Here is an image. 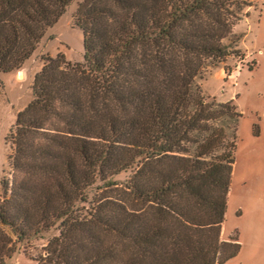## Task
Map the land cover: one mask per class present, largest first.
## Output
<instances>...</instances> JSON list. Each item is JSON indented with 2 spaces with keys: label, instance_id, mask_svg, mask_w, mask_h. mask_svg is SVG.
<instances>
[{
  "label": "trees",
  "instance_id": "trees-1",
  "mask_svg": "<svg viewBox=\"0 0 264 264\" xmlns=\"http://www.w3.org/2000/svg\"><path fill=\"white\" fill-rule=\"evenodd\" d=\"M73 2L84 61L43 57L17 116L0 264L21 250L38 264H225L241 249L223 226L242 114L197 80L246 58L234 30L254 0H0V75Z\"/></svg>",
  "mask_w": 264,
  "mask_h": 264
},
{
  "label": "rangeland",
  "instance_id": "rangeland-1",
  "mask_svg": "<svg viewBox=\"0 0 264 264\" xmlns=\"http://www.w3.org/2000/svg\"><path fill=\"white\" fill-rule=\"evenodd\" d=\"M77 2L41 40L22 74L14 71L0 75V199L1 182H11L10 135L18 114L33 99V85L43 68V57L63 55L70 63L84 61V34L76 25ZM235 33L246 34L240 48L244 60L230 57L225 64L207 69L197 80L204 96L218 103L234 101L242 117L237 132V151L233 181L228 200L223 238L241 245L237 256L225 264H264V0H254L250 16L243 19ZM256 63L252 70L249 69ZM226 68H231L227 73ZM14 238L7 228L0 232ZM34 242L31 255L45 247ZM35 256V255H34ZM5 264H38L24 253L15 252Z\"/></svg>",
  "mask_w": 264,
  "mask_h": 264
},
{
  "label": "water",
  "instance_id": "water-1",
  "mask_svg": "<svg viewBox=\"0 0 264 264\" xmlns=\"http://www.w3.org/2000/svg\"><path fill=\"white\" fill-rule=\"evenodd\" d=\"M25 69V67H23L22 69L19 70V73L22 74V71Z\"/></svg>",
  "mask_w": 264,
  "mask_h": 264
}]
</instances>
